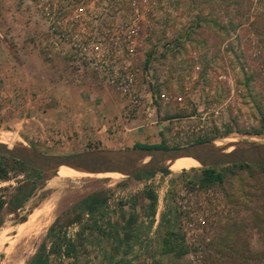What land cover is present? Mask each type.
Returning a JSON list of instances; mask_svg holds the SVG:
<instances>
[{"label": "rangeland", "instance_id": "obj_1", "mask_svg": "<svg viewBox=\"0 0 264 264\" xmlns=\"http://www.w3.org/2000/svg\"><path fill=\"white\" fill-rule=\"evenodd\" d=\"M137 1L139 46L129 61L142 106L128 118V96L55 45L36 6L0 0L13 9L0 26L14 37L10 56L0 42V133L55 155L140 141L171 148L200 139L264 142V0ZM131 3L97 0L85 21L93 26L108 4L115 17L98 27L109 33L133 17ZM41 32L51 46L26 48L25 38ZM0 166L7 170L0 179V264H31L42 243L46 264H264V168L221 166L222 182L204 185L203 167L188 164L138 179L37 175L5 155ZM28 180L33 193L10 211L12 194ZM100 192L106 201L97 210L81 208L67 223L77 202ZM46 207L50 217L20 236L19 227ZM165 238L175 252L164 251Z\"/></svg>", "mask_w": 264, "mask_h": 264}, {"label": "built area", "instance_id": "obj_2", "mask_svg": "<svg viewBox=\"0 0 264 264\" xmlns=\"http://www.w3.org/2000/svg\"><path fill=\"white\" fill-rule=\"evenodd\" d=\"M28 1L42 12L54 44L67 46L72 58L78 63L106 77L108 82L126 94L129 98L128 118L131 114L138 113L142 106V98L136 94L137 69L131 65L129 59L134 57L139 46L140 2L132 0L133 17L115 24L107 33L98 26L115 17L109 14L111 6L108 4L101 7L103 11L101 17L95 19L93 26L90 27L85 21L84 14L95 9L97 0H92L90 3L88 0ZM68 11L72 14H68ZM76 25L80 28L73 30ZM125 56L128 60L119 66L120 60L125 59Z\"/></svg>", "mask_w": 264, "mask_h": 264}, {"label": "water", "instance_id": "obj_3", "mask_svg": "<svg viewBox=\"0 0 264 264\" xmlns=\"http://www.w3.org/2000/svg\"><path fill=\"white\" fill-rule=\"evenodd\" d=\"M216 140L173 148L96 149L72 154H45L31 147L0 142V155L20 161L25 166L46 173L69 168L86 175L118 173L133 177L152 170L169 168L168 163L192 158L200 167L234 164L264 165V142L228 141L217 146Z\"/></svg>", "mask_w": 264, "mask_h": 264}, {"label": "trees", "instance_id": "obj_4", "mask_svg": "<svg viewBox=\"0 0 264 264\" xmlns=\"http://www.w3.org/2000/svg\"><path fill=\"white\" fill-rule=\"evenodd\" d=\"M207 140H209V139H200L197 142H203V141H207ZM134 147H139V148H141V147L142 148H171L170 146L166 145L165 142H162L160 144H155V145L137 143ZM15 161L18 162L19 164L25 166L20 161H17V160H15ZM230 166L231 167H239V168H249L251 166H256V167L264 168V165H250V164H234V165H230ZM175 167H184V165L171 166L169 168L172 169V168H175ZM220 168H221V166L203 168V170H202L203 171L202 183L204 185H209V184H214V183H221L222 180H223V173L219 170ZM32 170L34 172H36L37 175H41L43 173V172H41L39 170H35V169H32ZM155 172H156V170H152V171H149V172H146V173H142V174H138L136 176L130 177V179H138V178H141V177H143V178L151 177ZM6 177H7L6 168L0 166V179H5ZM34 189H35V184L31 180H28V181L24 182V184H21L19 187H17L15 192L12 194V197H11V199L9 201V209H10V211L16 212L19 208H21L23 206L24 201L26 200V198H28L33 193ZM149 198H150L152 203H155L156 197H155L154 194L150 193L149 194ZM105 201H106V197H105V193H103V192L93 193V194H90V195L86 196L85 198H83L82 200L77 202L72 207V211L76 215L74 216V218H71L70 220H68L67 223L70 224V223H73L74 221L79 219V217H80V214L78 213L79 209L85 208L88 211H95ZM1 203L2 202L0 201V208H1ZM50 230L52 232L54 230V227H52ZM169 236H173V234H169L168 237ZM46 247L47 246H46L45 243L41 244L38 252L36 253L34 258L32 259L31 264H44L46 262V260H45V253H46V249H47ZM164 248H165L164 251H166V252H170L171 253V252H175L176 251L175 250L176 249L175 246L170 244L169 238L168 239L167 238L164 239ZM72 250H73V246L69 245V247L65 250V253L67 255H70ZM53 252L55 253V250H53Z\"/></svg>", "mask_w": 264, "mask_h": 264}, {"label": "bare ground", "instance_id": "obj_5", "mask_svg": "<svg viewBox=\"0 0 264 264\" xmlns=\"http://www.w3.org/2000/svg\"><path fill=\"white\" fill-rule=\"evenodd\" d=\"M223 141H216L215 144L217 146L223 145L224 144ZM228 141H231V140H227L225 142H228ZM0 142L6 143L9 148H11L14 145L22 143V142H20V140L15 135H6L5 133H0ZM186 164L192 165V166H195V167H199L200 166V164L196 160H194L192 158H181V159H178V160H176L174 162H170L167 165H168V167H171V166H181V165H186ZM58 173H67V174H71V175H84V173H81V172H78V171H74L72 169L64 168V167L60 168ZM112 174L120 176V174H118V173H112ZM50 215H51V210L48 207H46V208H44L42 210H39L37 212H34V214H31V217H30V219L27 222L23 223L21 225V227L18 226L19 227V233H20L19 235L22 236V235L31 234L32 232H34L37 229L36 227L38 225L39 226L42 225L43 222H45L46 219H48L50 217ZM9 253H11L10 250H9ZM13 254H15V253H13ZM22 264H23V262H22Z\"/></svg>", "mask_w": 264, "mask_h": 264}, {"label": "crops", "instance_id": "obj_6", "mask_svg": "<svg viewBox=\"0 0 264 264\" xmlns=\"http://www.w3.org/2000/svg\"><path fill=\"white\" fill-rule=\"evenodd\" d=\"M5 7H8V6H6V4H4V6H2V4H1V6H0V20H1V17L2 16H4V15H6L8 12H9V15L11 16V12H13V9H12V11L10 12L9 11V9L8 8H5ZM7 16V15H6ZM24 26H26V28L29 26V27H33V25H32V20L30 21V22H28V24L26 25H24ZM2 27V25L0 26V42L3 40L4 41V43H5V45L7 44V49H8V56H10V52H11V47H12V42H13V40L12 39H14V37H12V34L10 33L11 32V30H9V33H6L5 34V31L6 30H2L3 28H1ZM5 34V35H4ZM3 35L6 37V38H2L3 37ZM8 38V39H7ZM27 39V40H26ZM49 40L47 39V36H45L44 34H43V32H41V35H35V34H33V33H31L29 36H28V38H25V41H24V44H25V46H26V48H28V47H33L34 45H36V46H38V45H41L42 47L44 46V47H46V45L48 44V45H50L51 46V44H49L50 42H48ZM45 50H48V48H46ZM44 50V48H42V51L44 52L45 51ZM7 51V50H6ZM49 51V50H48ZM1 53H4V52H2V50L0 49V55H1ZM123 119H125V120H128V118H126V116H125V114H124V117H123ZM124 120V121H125ZM137 120V119H136ZM136 120H134V121H136ZM105 125H103V127H104ZM101 140H103V139H101ZM140 144H149V145H155V144H152V143H146V142H144V141H140L139 142ZM44 264H46V262L44 263Z\"/></svg>", "mask_w": 264, "mask_h": 264}]
</instances>
